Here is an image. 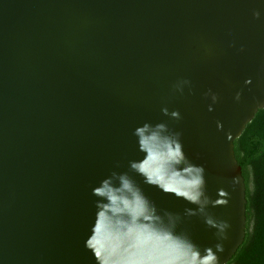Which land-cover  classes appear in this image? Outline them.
<instances>
[{"label":"water","instance_id":"95a60500","mask_svg":"<svg viewBox=\"0 0 264 264\" xmlns=\"http://www.w3.org/2000/svg\"><path fill=\"white\" fill-rule=\"evenodd\" d=\"M262 63L264 0H0V264H94L83 247L91 189L139 158L132 132L146 121L180 132L205 167L224 238L184 216L194 206L146 194L201 250L222 243L228 264L246 230L234 142L264 109ZM181 79L191 92H173ZM209 89L220 98L212 112Z\"/></svg>","mask_w":264,"mask_h":264},{"label":"clouds","instance_id":"9594fccd","mask_svg":"<svg viewBox=\"0 0 264 264\" xmlns=\"http://www.w3.org/2000/svg\"><path fill=\"white\" fill-rule=\"evenodd\" d=\"M252 17L261 20L262 10L254 9ZM259 73L264 74V63ZM252 84V78H247L243 86L251 88ZM186 87L191 92L192 82L181 79L173 85V92L183 95ZM242 94L243 88L236 92L237 103ZM204 96L211 101L208 111H214L219 96L211 89ZM161 112L170 120L182 118L178 110L162 107ZM132 135L139 158L128 161L127 171L114 170L91 189L94 212L84 250L94 264H219L222 243L201 250L187 232L178 230L182 217L161 209L145 192V187L154 188L194 206L186 207L184 216L203 217L222 240L228 224L208 215L207 209L217 201L207 194L205 167L189 159L182 134L171 130L167 122L146 121Z\"/></svg>","mask_w":264,"mask_h":264},{"label":"trees","instance_id":"16d2710c","mask_svg":"<svg viewBox=\"0 0 264 264\" xmlns=\"http://www.w3.org/2000/svg\"><path fill=\"white\" fill-rule=\"evenodd\" d=\"M234 154L246 189V230L228 264H264V109L234 142Z\"/></svg>","mask_w":264,"mask_h":264}]
</instances>
